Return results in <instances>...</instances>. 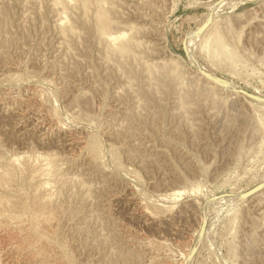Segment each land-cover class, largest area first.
Returning a JSON list of instances; mask_svg holds the SVG:
<instances>
[{"label": "rangeland", "instance_id": "obj_1", "mask_svg": "<svg viewBox=\"0 0 264 264\" xmlns=\"http://www.w3.org/2000/svg\"><path fill=\"white\" fill-rule=\"evenodd\" d=\"M52 1L0 0V197L54 238L0 217V264H264V0Z\"/></svg>", "mask_w": 264, "mask_h": 264}, {"label": "bare ground", "instance_id": "obj_2", "mask_svg": "<svg viewBox=\"0 0 264 264\" xmlns=\"http://www.w3.org/2000/svg\"><path fill=\"white\" fill-rule=\"evenodd\" d=\"M58 0H53L52 2L54 3V6L52 5V8L53 7H55L58 3H56ZM77 0H60L59 1V4L58 5H60L61 7H59V9H57L58 11H60V12H62V13H64L65 11H68V10H70V9H72V2H76ZM95 1H97V0H79L78 1V5H80V7H81V9L82 10H85L86 8H87V5H89V3L90 2H95ZM120 1V0H119ZM97 2H99V1H97ZM104 2H105V0H104ZM111 2V1H110ZM51 3V2H50ZM101 3V2H100ZM109 3V2H108ZM120 3V2H119ZM96 4V3H95ZM98 4V3H97ZM104 4V3H103ZM91 5V4H90ZM99 5V4H98ZM106 5H107V2H106ZM77 6V5H76ZM75 6V7H76ZM101 6V5H100ZM108 6V5H107ZM112 6V5H111ZM111 6H109V7H111ZM92 6H90V8H91ZM96 7H98V6H96ZM109 7H108V9H109ZM116 7V6H115ZM114 7V8H115ZM56 8H58V7H56ZM55 8V9H56ZM78 8V7H77ZM88 8H89V6H88ZM89 8V9H90ZM93 8V7H92ZM113 8V7H112ZM54 9V10H55ZM76 9V8H75ZM89 9H86V10H88L89 11ZM107 9V8H106ZM111 9V8H110ZM108 10V12L110 11L111 12V10ZM78 10H80V9H78ZM92 9H90V11H91ZM95 10H96V8H95ZM119 10V9H118ZM81 11V10H80ZM87 11V12H88ZM90 11H89V13H90ZM70 12V11H69ZM76 12V11H75ZM83 12V11H82ZM87 12H85L84 11V13H87ZM108 12H106L104 9H102L101 7L100 8H98L97 9V11L95 12V15L93 16L94 17V28H95V33H96V35H98L97 37H101L102 39H103V42H104V47H105V49L106 48H112V52H114V54L116 55V57H117V55L118 56H120L119 58H123V57H121V56H126V57H128V60L130 59V57L133 55L132 53H131V49H133L136 45H137V43L138 42H136L134 39H132V37L131 36H126V34H124L123 32H121V31H118L119 30V28H118V30L116 29V31L115 32H107V30H109V26H111V24H112V20L109 18V16H107V14H108ZM66 13V12H65ZM88 13V14H89ZM112 13V12H111ZM116 13V12H115ZM68 14V13H67ZM67 14H65V15H67ZM79 14H81V13H79ZM94 14V13H93ZM58 15V14H57ZM71 16V14L69 13L67 16ZM78 15V14H77ZM84 15H86V14H84ZM90 15V14H89ZM109 15V14H108ZM112 14H110V16H111ZM61 16V15H60ZM69 16V17H70ZM80 16V15H79ZM82 16H83V14H82ZM59 17V16H58ZM57 17V18H58ZM74 17V16H73ZM72 17V18H73ZM85 17V16H84ZM92 16H91V18H93ZM117 17V16H116ZM68 18V17H67ZM71 18V17H70ZM86 18H87V16H86ZM85 18V19H86ZM111 18H113V17H111ZM62 19V18H61ZM82 19V18H81ZM84 19V18H83ZM82 19V20H83ZM69 20V19H68ZM71 20V19H70ZM54 21H55V19H54ZM53 21V22H54ZM60 21V20H59ZM88 21V20H87ZM90 21V20H89ZM67 22H69V21H67L66 19H62V23H66V25H68V23ZM116 22V21H115ZM87 23V22H86ZM92 23V24H93ZM117 23V22H116ZM59 24H60V22H59ZM71 24V21H70V23H69V26H66L65 25V27L64 28H59V30L58 31H61V34H62V30H64V31H66V32H68V35H69V37L71 36H74V34H76V32H73L74 30V28H73V26H71L70 25ZM113 24H115V23H113ZM119 24V23H118ZM75 25V24H74ZM87 25V24H86ZM54 26V25H53ZM118 26V25H117ZM128 26V25H127ZM90 27V26H89ZM129 27V26H128ZM136 27V26H135ZM108 28V29H107ZM111 28H114V25H112V27ZM115 28H116V25H115ZM132 28H134V26L133 27H129V31L132 29ZM126 29V28H125ZM143 29V28H142ZM76 30V29H75ZM115 30V29H114ZM134 30V29H133ZM136 30V29H135ZM125 31V30H124ZM65 32V33H66ZM65 33H64V35H65ZM127 33V32H126ZM137 34V33H136ZM60 35V34H59ZM63 35V34H62ZM62 35H60V37H57V38H60L61 39V36ZM67 37V36H66ZM66 37H65V39H66ZM96 37V36H95ZM63 38V37H62ZM217 38H219V37H217ZM97 39H99V38H97ZM64 40V39H63ZM100 40V39H99ZM139 40V39H138ZM68 41V40H67ZM102 41V40H101ZM219 41V40H218ZM59 42V41H58ZM64 42V41H63ZM219 42H221V41H219ZM98 43H101V42H99L98 41ZM103 44V43H102ZM220 44V43H219ZM139 45H140V42H139ZM139 45H138V47H139ZM144 46H145V44H144ZM59 47V46H58ZM137 47V48H138ZM141 48V47H140ZM66 49H67V46H66ZM70 49V48H69ZM136 49V48H135ZM101 50V49H100ZM67 51V50H66ZM132 52H134V51H132ZM105 53H109V55H110V53L111 52H108L107 51V49H106V52ZM235 53V52H234ZM108 55V56H109ZM229 55H230V53H229ZM233 55H235V54H233ZM111 56H113V54L111 55ZM232 56V55H231ZM107 57V56H106ZM133 57V56H132ZM108 58H111V57H108ZM115 58V57H114ZM118 58V59H119ZM117 59V58H116ZM124 59L126 60L127 58H125L124 57ZM119 60H121V59H119ZM140 60V59H139ZM118 60H116V62H117ZM127 61V60H126ZM142 60H140L139 62H141ZM112 62H114V61H112ZM119 62V61H118ZM144 62V61H143ZM159 62H161V61H159ZM138 63V62H137ZM163 63V62H162ZM172 63V62H171ZM113 64V63H112ZM121 64V63H120ZM120 64H119V66H120ZM123 64V63H122ZM126 64V63H125ZM146 64V62L145 63H143V69H144V65ZM142 65V64H141ZM146 65H148V64H146ZM115 66V65H114ZM117 66V65H116ZM128 66V65H127ZM126 66V67H127ZM151 66V65H150ZM153 66V65H152ZM173 66V65H172ZM153 67H155V66H153ZM153 67H151V68H153ZM121 68V67H120ZM149 67H146V69H147V71L149 70L148 69ZM117 69V68H116ZM142 69V68H141ZM146 69H145V71H146ZM172 69V68H171ZM176 69V68H175ZM152 70V69H151ZM150 70V71H151ZM155 70H157V69H155ZM165 70V69H164ZM119 71V70H118ZM154 71V70H153ZM152 72V71H151ZM169 72V71H168ZM124 73V72H123ZM144 74V73H143ZM150 75V74H149ZM175 75V74H174ZM123 77H124V75H122ZM160 76V75H159ZM220 81V80H219ZM222 82V81H221ZM224 83V82H223ZM212 84V83H211ZM222 85H224V84H222ZM127 86H128V84H127ZM209 86V85H208ZM212 86V85H211ZM212 87H214V86H212ZM128 88V87H127ZM129 90H131V89H129ZM210 90V89H209ZM238 90V89H237ZM117 91V90H116ZM122 91V90H121ZM120 91V92H121ZM213 91V90H212ZM119 92V91H118ZM242 94V93H241ZM240 94V95H241ZM242 97H244V96H242ZM216 99V98H215ZM182 102V101H181ZM183 106V105H182ZM120 125V124H119ZM119 130V129H118ZM38 132V131H37ZM32 153V152H31ZM93 153V152H92ZM47 156V155H46ZM26 157V156H25ZM35 157V156H34ZM40 158V157H39ZM93 158V157H92ZM25 159V158H24ZM29 159V158H28ZM36 159V158H35ZM26 160V159H25ZM31 160V159H30ZM29 161V160H28ZM47 161V160H46ZM27 162V161H26ZM37 162V161H36ZM10 163V162H9ZM12 163V162H11ZM10 163V164H11ZM18 163H20V162H18ZM52 163V162H51ZM7 165H9V164H7ZM29 165V164H28ZM28 165L26 166V167H28ZM54 165V164H53ZM66 165V164H65ZM35 166V165H34ZM17 167V166H16ZM30 167V166H29ZM43 167V166H42ZM47 167V166H46ZM49 167V166H48ZM9 168V167H8ZM18 168V167H17ZM25 168V167H24ZM23 168V170H25ZM31 168H32V166H31ZM34 168V167H33ZM50 168V167H49ZM28 169H30V168H27V170ZM44 169V168H43ZM7 170V169H6ZM15 170V169H14ZM21 170V169H20ZM18 171L19 173H21V175L23 174V172H21V171ZM53 170V169H52ZM31 171H32V169H31ZM42 171V170H41ZM50 171V170H49ZM48 171V172H49ZM8 172V171H7ZM7 172H5L4 174L5 175H8L7 174ZM15 172V171H14ZM27 172V171H26ZM34 172V171H33ZM32 172V173H33ZM40 171H38L37 173H39ZM45 173H47V170H46V172ZM52 173V172H51ZM55 173V172H54ZM57 173V172H56ZM4 174H2V175H0V176H3ZM18 174V173H17ZM24 174H26V173H24ZM30 174H31V172H30ZM36 174V173H35ZM49 174V173H48ZM64 174V173H63ZM29 175V174H28ZM32 175V174H31ZM37 175V174H36ZM45 175V174H44ZM47 175V174H46ZM45 175V176H46ZM11 176H14V175H11ZM16 176V175H15ZM26 176V175H25ZM30 176V175H29ZM6 177V176H5ZM4 177V178H5ZM10 177V176H9ZM9 177H8V179H9ZM20 177V176H19ZM21 177H23V176H21ZM28 177V176H27ZM32 177V176H31ZM33 177H34V174H33ZM49 177V176H48ZM47 177V178H48ZM3 178V177H2ZM12 178V177H11ZM26 178V177H25ZM25 178H23V179H25ZM29 178V177H28ZM44 178V177H43ZM42 178V179H43ZM1 179V178H0ZM6 179V178H5ZM4 179V180H5ZM7 179V180H8ZM21 179V178H20ZM20 179H19V181L18 182H20ZM22 179V180H23ZM40 179V178H39ZM29 180L31 181V179L29 178ZM29 180H27L26 182L28 183V181ZM80 180V179H79ZM2 181H3V179H2ZM6 181V180H5ZM11 180L9 179V182H10ZM39 181V180H38ZM49 181V180H48ZM53 180H51V182H52ZM57 181V180H56ZM78 181V180H77ZM0 182H1V180H0ZM9 182H8V184H9ZM14 182V181H13ZM23 182V181H22ZM55 182V181H54ZM12 183V181L10 182V184ZM34 183V182H33ZM41 183V182H40ZM39 183V184H40ZM2 184V183H1ZM10 184H9V186H10ZM19 184V183H18ZM15 185V184H14ZM23 185H24V183H23ZM34 185V184H33ZM44 185V184H43ZM82 185V184H81ZM9 186H8V189H9ZM13 186V185H12ZM18 186H21V184L20 185H18ZM35 186V185H34ZM45 186V185H44ZM2 187V186H1ZM7 187V186H6ZM11 187V186H10ZM14 187V186H13ZM22 187V186H21ZM23 187H27V184H26V186L24 185ZM47 187V186H46ZM3 189H6L5 187H2ZM2 188H1V190H2ZM20 188V187H19ZM42 188H43V186H42ZM48 188V187H47ZM63 188V187H62ZM8 189H6V191L8 190ZM12 189V188H11ZM24 189V188H23ZM29 189V188H28ZM32 189V188H31ZM38 189H39V187H38ZM46 189V188H45ZM58 189V188H57ZM16 190V189H15ZM25 190V189H24ZM6 191H5V193H6ZM10 191V190H9ZM3 192V191H2ZM34 192V191H33ZM48 192V191H47ZM8 193V192H7ZM18 193V192H17ZM20 193V192H19ZM26 193V192H25ZM45 193V192H44ZM1 194V193H0ZM21 194V193H20ZM41 194V193H40ZM46 194V193H45ZM44 194V195H45ZM260 194V193H259ZM6 195V194H5ZM11 195V194H10ZM10 195H8V196H5V197H3L2 195H1V197H0V201H5V203L3 202H1L2 204L0 205V217L2 218V220H3V218L4 219H15V220H18V222H19V224L21 223H23L24 221H25V219H26V221L28 222V231L34 236V238H36V240L38 239V241H42V240H46L45 242H47V245L48 244H50L52 241H53V235H48V233H47V236H46V234L45 233H42L41 231H40V228L41 227H39V225H40V223H39V225H38V219L40 220V219H44L45 217L44 216H48L50 213L48 212V209H46L45 208V206H47L46 204H45V202H47V201H45L43 198H33L32 200H33V203H31L30 202V204H33L34 205V207H33V209H29V208H27L26 207V205H24L22 202H21V200L19 199V198H17V197H13L12 195L10 196ZM16 195V194H15ZM18 195V194H17ZM29 195V194H28ZM27 195V196H28ZM43 195V194H42ZM260 195H262V194H260ZM260 195H256V197L257 196H260ZM31 196L33 197V194H31ZM31 196H30V198H31ZM34 196H35V194H34ZM37 196V195H36ZM38 197H40V196H38ZM42 197V196H41ZM22 198V197H21ZM27 198V197H26ZM29 198V199H30ZM259 197H257V199H258ZM254 199V198H253ZM252 199V200H253ZM25 200V199H24ZM31 200V201H32ZM48 200V199H47ZM256 202H257V200H256ZM259 204V203H258ZM258 204H257V207H258ZM45 205V206H44ZM260 205V204H259ZM256 207V208H257ZM259 209V208H258ZM260 210V209H259ZM260 211H262V210H260ZM259 211V212H260ZM258 212V213H259ZM264 213V212H263ZM50 217V216H49ZM48 217V218H49ZM48 218H46V219H48ZM262 219H264V217L262 218ZM14 220V221H15ZM250 220V219H249ZM5 221V220H4ZM8 221V220H7ZM9 221H13V220H9ZM41 221V220H40ZM39 221V222H40ZM44 222V221H43ZM6 223V222H5ZM25 223V222H24ZM17 225V224H16ZM22 225H24V224H22ZM10 226H12V225H10ZM25 226L27 227V225H26V223H25ZM41 226V225H40ZM44 227V226H43ZM14 229V228H13ZM23 229V228H22ZM43 231V230H42ZM46 232V231H45ZM27 233V232H26ZM22 234V233H21ZM55 234V233H54ZM31 236V235H30ZM29 237V236H28ZM27 238V237H26ZM23 240H24V238H23ZM29 241V240H28ZM35 241V240H34ZM44 242V243H45ZM55 242V241H54ZM53 242V243H54ZM36 243V242H35ZM46 244V243H45ZM57 244V243H56ZM33 245H34V243H33ZM54 245V244H53ZM52 245V246H53ZM28 246V245H27ZM39 246V245H38ZM45 247V246H44ZM62 247V246H61ZM55 249H57L56 247H55ZM59 249H60V247H59ZM58 249V250H59ZM50 250V249H49ZM41 252V250H38V252ZM45 251V250H44ZM48 251V250H47ZM37 252V251H36ZM55 252V251H54ZM60 253V252H59ZM36 254V253H35ZM44 254V253H43ZM48 254V253H47ZM38 256H39V254H37ZM41 255V254H40ZM61 255V254H60ZM44 258V257H43ZM40 259V258H39ZM56 259V258H55ZM62 259V258H61ZM68 261V260H67ZM40 262H41V260H40ZM46 262V261H45ZM48 262V261H47Z\"/></svg>", "mask_w": 264, "mask_h": 264}, {"label": "water", "instance_id": "obj_3", "mask_svg": "<svg viewBox=\"0 0 264 264\" xmlns=\"http://www.w3.org/2000/svg\"><path fill=\"white\" fill-rule=\"evenodd\" d=\"M200 75L202 76V78H204L205 80L209 81L212 84H219L217 79L211 77L210 75H208L207 73H205L203 71L200 72ZM244 94L250 99H256V97L253 94H250L247 92H244ZM254 192H255V190H251V191L245 193L244 196L250 197L254 194ZM205 230H206V221L203 220L201 222V225H200V234L203 235L205 233Z\"/></svg>", "mask_w": 264, "mask_h": 264}]
</instances>
